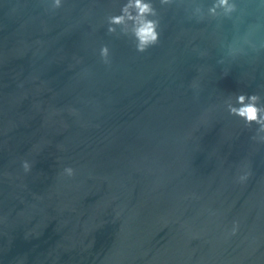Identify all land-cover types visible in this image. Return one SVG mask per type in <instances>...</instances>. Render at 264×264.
Wrapping results in <instances>:
<instances>
[{"label":"water","instance_id":"95a60500","mask_svg":"<svg viewBox=\"0 0 264 264\" xmlns=\"http://www.w3.org/2000/svg\"><path fill=\"white\" fill-rule=\"evenodd\" d=\"M127 2L0 0V264H264V132L228 111L264 104V49L229 51L255 12L151 0L138 53Z\"/></svg>","mask_w":264,"mask_h":264},{"label":"clouds","instance_id":"9594fccd","mask_svg":"<svg viewBox=\"0 0 264 264\" xmlns=\"http://www.w3.org/2000/svg\"><path fill=\"white\" fill-rule=\"evenodd\" d=\"M50 9L62 7V0H46ZM175 0H160L161 4H173ZM191 4L189 19L202 22L206 19H228L234 23H243L255 12L257 22L249 25L230 46L229 51L233 55L244 54L246 49H264V0H209L205 9L204 0H189ZM108 32L115 33L117 25L121 31L128 35L129 32L135 40V48L138 53H146L150 48L160 43V20L151 0H128L122 7L121 14L108 17ZM130 25V27H129ZM100 57L105 64L110 65V51L107 45L100 48ZM236 104L228 105L230 115L242 119L246 126L258 125V131L264 132V104L258 94H239L236 96ZM25 171L30 170L27 161L22 163ZM68 176L74 175L71 167L65 168ZM245 179V177H241ZM235 231V228L233 229Z\"/></svg>","mask_w":264,"mask_h":264}]
</instances>
